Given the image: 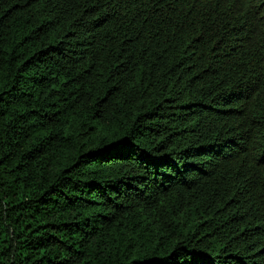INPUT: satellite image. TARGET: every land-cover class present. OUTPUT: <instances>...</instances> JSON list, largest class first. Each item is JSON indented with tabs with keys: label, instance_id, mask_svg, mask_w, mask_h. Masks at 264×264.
Returning a JSON list of instances; mask_svg holds the SVG:
<instances>
[{
	"label": "trees",
	"instance_id": "1",
	"mask_svg": "<svg viewBox=\"0 0 264 264\" xmlns=\"http://www.w3.org/2000/svg\"><path fill=\"white\" fill-rule=\"evenodd\" d=\"M0 264H264V0H0Z\"/></svg>",
	"mask_w": 264,
	"mask_h": 264
}]
</instances>
